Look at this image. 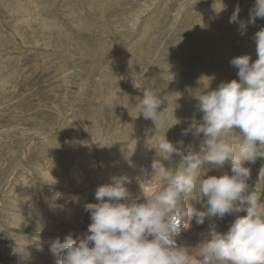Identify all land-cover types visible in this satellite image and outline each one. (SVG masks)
Instances as JSON below:
<instances>
[{
  "label": "rangeland",
  "instance_id": "374dc122",
  "mask_svg": "<svg viewBox=\"0 0 264 264\" xmlns=\"http://www.w3.org/2000/svg\"><path fill=\"white\" fill-rule=\"evenodd\" d=\"M254 5L255 0H0V264H57L59 259L50 249L56 239L64 241L60 226L68 221L47 218L44 228L35 227L29 216L20 222L22 189L39 204L42 191L60 190L57 177L67 179L79 160H89L82 187L71 189L74 198L64 192L55 196L67 209L83 207L89 198L76 196L95 192L91 182L105 162L132 179L125 185L129 193L142 182L145 191H156L164 181L151 182L152 162L162 159L175 171L180 161L158 154L155 147L164 135L177 147L182 142L185 154L200 151L203 134L183 133L202 122L199 95L238 79L230 60L244 54L257 59L254 36L264 19L248 25L244 35L238 24L229 23L237 7L239 18L247 20ZM146 88L162 101L164 123L158 129L140 114ZM248 168L249 192L264 213V157ZM220 169V175L232 174L230 164ZM143 194L130 196L141 200ZM188 202L204 210L194 199ZM237 215L246 213L215 218L214 225L209 218L192 222L184 236L192 231L200 239L214 228L227 232ZM85 216L91 222L84 210L80 217Z\"/></svg>",
  "mask_w": 264,
  "mask_h": 264
},
{
  "label": "clouds",
  "instance_id": "9594fccd",
  "mask_svg": "<svg viewBox=\"0 0 264 264\" xmlns=\"http://www.w3.org/2000/svg\"><path fill=\"white\" fill-rule=\"evenodd\" d=\"M239 13L237 7L229 23L238 24L244 35L248 25L264 19V0H255L247 20L240 19ZM254 40L255 61L250 54L230 60L238 69V79L197 97L202 122L193 123L183 134L192 129L202 133L200 151L185 154L182 142L177 147L164 135L155 147L158 154L164 160L179 156L180 161L175 171L153 161V178L164 183L156 191H145L142 182L143 202L130 198L126 176L99 186L97 202L85 205L91 220L87 231L77 239L69 234L62 243L53 241L50 250L59 257L57 264H264V213L256 194L249 192L251 173L244 166L264 157V28ZM161 104L154 91L144 90L140 114L151 119L156 129L164 123ZM226 163L231 175H207L209 166L223 168ZM241 212L246 215H237L227 232L211 230L198 245V255L178 245L177 238L193 219L203 224L205 218L222 220Z\"/></svg>",
  "mask_w": 264,
  "mask_h": 264
},
{
  "label": "bare ground",
  "instance_id": "6f19581e",
  "mask_svg": "<svg viewBox=\"0 0 264 264\" xmlns=\"http://www.w3.org/2000/svg\"><path fill=\"white\" fill-rule=\"evenodd\" d=\"M142 34V33H141ZM100 59V58H99ZM88 82V81H87ZM69 117V116H68ZM67 117V118H68ZM94 128V127H93ZM95 130V129H94ZM94 130H92L93 132H94ZM79 135V134H78ZM77 135V136H78ZM95 135H97L96 133H95ZM80 137H83V136H81V135H79ZM78 136V137H79ZM100 136V135H99ZM76 137V136H75ZM79 137V138H80ZM124 140V139H123ZM123 140H121V141H123ZM82 141H83V138H82ZM85 141V140H84ZM83 141V142H84ZM126 142V141H125ZM119 143V142H118ZM123 143H124V141H123ZM134 143V142H133ZM136 143V142H135ZM120 144V143H119ZM142 144V146H143V144L144 143H141ZM116 145V144H115ZM123 145L124 144H121V145H117L118 147L119 146H121L122 148H123ZM149 145V144H148ZM146 146V145H145ZM124 147H126L125 148V152H126V150L128 151V149H130V147L131 146H128V144L127 145H125ZM120 148V147H119ZM121 148V149H122ZM149 148V147H148ZM49 150V149H48ZM139 150V149H138ZM148 150V149H147ZM141 151V150H140ZM139 152V151H138ZM135 155V154H134ZM103 156H104V154H103ZM130 156H132V154L130 155ZM146 156H148L147 154H146ZM89 157H91V156H89ZM149 157V156H148ZM159 157V156H158ZM157 157V158H158ZM141 158V157H140ZM143 158V157H142ZM91 159V158H90ZM104 159H107V158H104ZM108 159H110V158H108ZM129 160H131V159H129ZM160 160V159H159ZM78 161V160H77ZM82 161H84V160H82L81 159V161L79 160V164H80V166L78 165L77 167V169H75L74 170V172H73V174H71L72 175V177H73V179H72V177H68L67 179H65L64 177L61 179V180H59V177H57L58 179H56L55 181H58V182H56V183H54V185L55 186H57V188H60V190L59 191H55V193L56 194H51V193H48L46 190L45 191H42L41 192V195L43 196L42 198H43V200L42 201H39L38 203L39 204H37V200H36V198H34L33 196H31V195H27V193L26 192H23V189H22V193H23V195L22 194H20V197H22L27 203H25V201L24 202H21L20 204H19V212H20V214H19V216H18V219L20 220H22V219H26L27 221L29 220L28 218L30 217V218H33L34 219V222H35V224H34V226L35 227H38V225H41L43 228L47 225V224H45V223H47V222H43L45 219H47V218H51V221H52V218L53 219H55V217H57L56 219H60L61 217H65V219L68 221V224L66 223V226H60V227H62L63 229L62 230H60L61 232H60V234L62 235V236H64V239H65V237H66V235L68 234H72L73 235V238L74 239H77V238H79V237H81L82 236V234H84L86 231H87V227H88V225L91 223V222H89L88 221V219L86 220V217L87 216H85V219H83L82 217H80V213H84V210H85V206H77V208H73V207H71V205H74V204H70V208L71 209H67V208H65V206H60L58 203H59V200H57L56 199V195L58 194V193H60V192H64L63 193V196L64 197H72V198H74V195H72V190L71 189H73V187H77V188H81L82 187V182L81 181H83L84 179H85V177L87 176V173H88V169H89V167H88V162H89V160L87 161V160H85L84 162H82ZM105 161V160H104ZM141 161V160H140ZM153 161V160H152ZM161 161H162V163H163V160L161 159ZM90 162H91V160H90ZM143 162V161H142ZM94 163H95V161H94ZM93 163V164H94ZM109 163V162H108ZM126 163V165H127V162H125ZM124 163V164H125ZM141 163V162H140ZM153 163V162H152ZM86 167V170H84L85 168H83V165ZM93 164H91V165H93ZM105 164V165H104ZM164 164V163H163ZM249 164H250V162H247V163H245L244 164V166L245 167H248L249 166ZM136 165V164H135ZM76 166V165H75ZM127 166H129V165H127ZM80 167V168H79ZM125 167V166H124ZM92 168V167H91ZM130 168H132V166L130 167ZM129 168V169H130ZM142 168V167H141ZM209 168H210V170L207 172V174L209 175V176H212V175H215V176H220V174L219 173H222V170L220 169V168H211V166H209ZM101 171L99 172V173H92V174H94V176H93V181L91 182V186H92V188H94L95 189V191H96V189L99 187V186H101V185H104V184H110V183H112V178L113 177H124V175H122L123 174V171L121 170L120 172H117L115 169H113V167L112 166H110V165H106V162L105 163H103L102 165H101ZM121 169H123V168H121ZM147 169V168H146ZM152 169V168H151ZM150 169V170H151ZM92 170V169H91ZM98 170H99V168H98ZM123 170H125V169H123ZM142 170V169H141ZM140 171V170H139ZM129 172V171H128ZM127 175H128V173H127V171L125 172ZM51 174V172L49 173V175ZM141 174V173H140ZM53 175V174H52ZM55 175H56V173H55ZM89 175V174H88ZM91 175V174H90ZM89 175V176H90ZM133 175H136V174H133ZM133 175H131V178H133L132 176ZM54 176V175H53ZM148 176V175H147ZM61 177V176H60ZM128 177V176H127ZM137 177V176H136ZM140 177V176H139ZM138 178V177H137ZM137 178H134V179H137ZM149 178V177H148ZM157 177H154L153 179H151V182H154V180L156 179ZM140 179V178H139ZM49 180V179H48ZM54 180V179H53ZM130 180H132V179H130ZM144 180H145V178H144ZM138 181H140V180H138ZM143 181V180H142ZM150 181V180H149ZM131 183H132V181H131ZM130 183V184H131ZM137 183V182H136ZM136 183H134V184H136ZM148 183L149 182H147V185H148ZM139 186H140V184H139ZM145 186V185H144ZM35 187V186H34ZM128 188V187H127ZM93 189V190H94ZM129 190V189H128ZM82 191V190H81ZM81 191L79 192V193H81ZM140 191H143V189H142V187L140 186V187H138L137 185H135V192L134 193H129L130 195H132V194H138ZM69 192V193H68ZM131 192H133V191H131ZM75 194V193H74ZM25 195H27V196H25ZM34 195H36V193L34 194ZM142 195V194H141ZM144 195V194H143ZM77 197H79V199H86L87 197L89 198L88 199V202L87 203H89V202H91V203H96L97 201H96V199H95V192H91L90 194L89 193H85V192H83L82 191V193L81 194H78L77 196H76V198ZM86 197V198H85ZM130 198H133V199H137L138 200V198L137 197H135V195L134 196H130ZM142 198V197H141ZM145 198V197H144ZM50 199V200H49ZM107 199V198H106ZM77 200H78V198H77ZM142 200H144V199H141V200H138L139 202L140 201H142ZM71 201V200H70ZM196 202V201H195ZM66 203V202H65ZM69 203V202H68ZM71 203V202H70ZM87 203H85V204H87ZM84 204V205H85ZM65 205H67V204H65ZM66 207H68V206H66ZM63 208H65V210H67V212H65L64 210H63ZM205 210V209H204ZM86 211V210H85ZM23 214H24V216H23ZM27 216H29V217H27ZM55 216V217H54ZM60 217V218H59ZM55 219V220H56ZM211 219H213V225L216 223L215 222V218H211ZM21 220H20V222H21ZM48 220V219H47ZM90 220V219H89ZM32 221V220H31ZM62 221V220H61ZM60 221V222H61ZM64 222V221H63ZM192 222H195L194 220L192 221ZM192 222H191V225H192ZM211 222V221H210ZM53 223H55V221L53 222ZM51 224L50 222L48 223L49 224V227H50V224H51V226L53 225V226H55V224ZM61 224V223H60ZM58 225V224H57ZM62 225V224H61ZM22 226V225H21ZM34 227V228H35ZM40 227V226H39ZM56 227V226H55ZM193 227V226H192ZM57 228H59V226H57ZM195 228H196V225H195ZM54 229V228H53ZM214 230H216V231H219V229H217V228H214ZM40 231V230H39ZM34 232H35V230H34ZM41 232V231H40ZM51 232H53V231H51ZM59 232V231H58ZM192 231H190V233L188 232V234L187 235H185L184 236V234H183V237L184 238H181V239H178L177 238V240H178V245H180V246H183V247H186V246H188L189 244H191V245H189L187 248H189L188 250L191 252V250H192V253L194 254V252H196V251H198L199 252V247H198V244H200V243H195V241L196 240H200V241H202L203 239H205L208 235H209V233L210 232H208L207 234H205L204 235V237H202V238H200V239H197L198 237H196V236H194V233H193V235H192V233H191ZM46 233V232H45ZM40 235V234H39ZM41 236V235H40ZM47 236V235H46ZM45 237V236H44ZM50 237H51V235H50ZM191 238V239H190ZM51 240V239H50ZM194 242V243H193ZM52 243V242H51ZM44 244V243H43ZM33 246H34V244H33ZM37 246V245H36ZM49 246V245H48ZM36 248V247H35ZM38 248H39V246H38ZM42 249L40 248V251H41ZM49 250V249H48ZM33 251V250H32ZM35 251V250H34ZM35 253H36V251H35ZM44 253V252H43ZM51 253V252H50ZM50 253H49V256H50ZM45 254V253H44ZM51 254H53V253H51ZM33 255V254H32ZM35 255H37V254H35ZM48 255V254H47ZM55 256H57V255H55ZM40 257V256H39ZM42 257V256H41ZM55 258V257H54ZM59 258V257H58ZM44 259V258H43ZM48 259V258H47ZM40 260V259H39ZM42 261V260H41ZM30 263V262H29ZM35 263H37V262H35ZM24 264H26V262H24ZM34 264V263H33ZM38 264V263H37ZM47 264V263H46Z\"/></svg>",
  "mask_w": 264,
  "mask_h": 264
}]
</instances>
